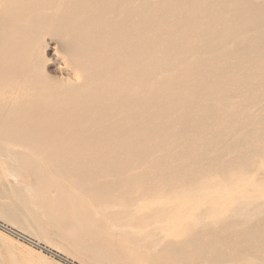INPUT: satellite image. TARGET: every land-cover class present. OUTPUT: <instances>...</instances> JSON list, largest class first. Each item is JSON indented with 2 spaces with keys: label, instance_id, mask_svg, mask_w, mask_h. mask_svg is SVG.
I'll use <instances>...</instances> for the list:
<instances>
[{
  "label": "bare ground",
  "instance_id": "obj_1",
  "mask_svg": "<svg viewBox=\"0 0 264 264\" xmlns=\"http://www.w3.org/2000/svg\"><path fill=\"white\" fill-rule=\"evenodd\" d=\"M46 33L59 78L34 73ZM262 141L264 3L0 0V156L32 197L42 168L68 183L61 230L90 260L131 264L102 245L99 209L241 180Z\"/></svg>",
  "mask_w": 264,
  "mask_h": 264
},
{
  "label": "rangeland",
  "instance_id": "obj_2",
  "mask_svg": "<svg viewBox=\"0 0 264 264\" xmlns=\"http://www.w3.org/2000/svg\"><path fill=\"white\" fill-rule=\"evenodd\" d=\"M59 50L57 39L44 34L34 73L59 78ZM259 146L264 148V141ZM237 154L234 150L227 158ZM32 158L42 163V157ZM10 164L0 156V264H103L78 253L62 233L61 226L74 224L71 206L59 198L57 187L68 183L42 168L46 187L32 197L29 183L11 176ZM163 201L99 209L95 218L102 245L131 264H264V154L251 158L241 180L181 191ZM84 206L89 208L88 199ZM53 217L61 225H54Z\"/></svg>",
  "mask_w": 264,
  "mask_h": 264
}]
</instances>
